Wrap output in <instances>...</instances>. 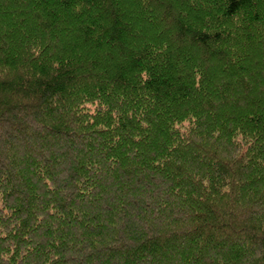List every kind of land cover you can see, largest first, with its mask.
<instances>
[{
	"label": "trees",
	"instance_id": "16d2710c",
	"mask_svg": "<svg viewBox=\"0 0 264 264\" xmlns=\"http://www.w3.org/2000/svg\"><path fill=\"white\" fill-rule=\"evenodd\" d=\"M0 264H264V0H0Z\"/></svg>",
	"mask_w": 264,
	"mask_h": 264
}]
</instances>
